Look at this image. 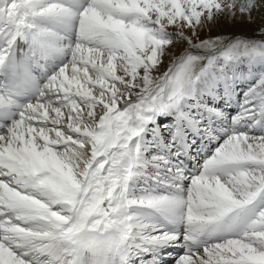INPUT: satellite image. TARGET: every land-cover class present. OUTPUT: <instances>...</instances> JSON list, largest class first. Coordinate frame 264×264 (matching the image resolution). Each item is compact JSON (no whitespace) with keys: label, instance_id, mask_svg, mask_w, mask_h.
<instances>
[{"label":"snow or ice","instance_id":"6c2138e0","mask_svg":"<svg viewBox=\"0 0 264 264\" xmlns=\"http://www.w3.org/2000/svg\"><path fill=\"white\" fill-rule=\"evenodd\" d=\"M169 248L264 264V0H0V264Z\"/></svg>","mask_w":264,"mask_h":264},{"label":"bare ground","instance_id":"6f19581e","mask_svg":"<svg viewBox=\"0 0 264 264\" xmlns=\"http://www.w3.org/2000/svg\"><path fill=\"white\" fill-rule=\"evenodd\" d=\"M251 29L248 26L242 25V24H232L228 21H221L219 23V25L217 27H215L212 31V35H218V34H225V35H242V34H251ZM202 37L205 36L206 34L202 33L201 34ZM235 106L230 107L227 109V112L234 115L235 114ZM171 118L169 119H165L163 122L164 123H170ZM212 147V146H211ZM214 148V146H213ZM211 153L207 150L204 149L203 147H201V154L200 157L198 159V161H194L192 160L190 157L185 159V167L192 171V172H196L197 171V164H203L204 158L207 155H210ZM193 155H195V153H193ZM173 250V248H171ZM182 251V249H181ZM141 261H139L140 263ZM166 263L168 264H173L172 263V259H166Z\"/></svg>","mask_w":264,"mask_h":264},{"label":"rangeland","instance_id":"374dc122","mask_svg":"<svg viewBox=\"0 0 264 264\" xmlns=\"http://www.w3.org/2000/svg\"><path fill=\"white\" fill-rule=\"evenodd\" d=\"M253 34V32H251V34H242V35H246V36H250V35H252ZM204 37V36H203ZM164 118V117H163ZM169 118H171V120H172V117H169ZM165 119H162V121H164ZM169 123V122H168ZM168 123H166V124H168Z\"/></svg>","mask_w":264,"mask_h":264}]
</instances>
